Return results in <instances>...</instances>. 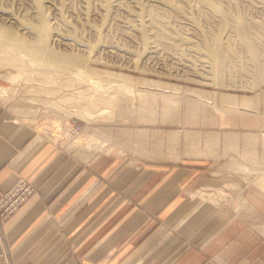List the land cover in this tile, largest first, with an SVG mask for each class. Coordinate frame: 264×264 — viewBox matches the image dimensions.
I'll list each match as a JSON object with an SVG mask.
<instances>
[{
    "label": "crops",
    "instance_id": "1",
    "mask_svg": "<svg viewBox=\"0 0 264 264\" xmlns=\"http://www.w3.org/2000/svg\"><path fill=\"white\" fill-rule=\"evenodd\" d=\"M223 95L227 110L239 108ZM18 96L0 97V194L21 177L35 192L0 221V264H264V127L227 137L249 160L234 163L231 181L208 161L221 155L214 137L200 131L115 133L86 120L82 131L103 129L112 139L107 147L115 143L135 156L98 149L83 158L75 138L48 128L57 111L31 114L28 103L26 112L15 111ZM184 101L189 116L203 114L204 103L205 114L209 109L203 96ZM258 102L243 96L241 110L257 111ZM172 106L161 111L168 123L180 112ZM146 116L156 121L154 112L137 114Z\"/></svg>",
    "mask_w": 264,
    "mask_h": 264
},
{
    "label": "rangeland",
    "instance_id": "2",
    "mask_svg": "<svg viewBox=\"0 0 264 264\" xmlns=\"http://www.w3.org/2000/svg\"><path fill=\"white\" fill-rule=\"evenodd\" d=\"M49 1L60 5L61 8L56 13L52 7H46L45 13L49 15L47 19L50 29L64 33L66 38L60 37L61 39L51 40V37L48 36L43 38V41L38 34L22 29L19 23L0 22V24L6 31H17L24 36L25 40L29 41L26 40L29 44L33 41L32 44L43 41L46 44L49 43L50 48L57 53L78 57L76 64L70 68H62L51 63L49 57L45 55L41 54L42 58L26 53H24L26 62L24 60L21 65L16 62H6L2 58L6 56V53L11 52L2 51L4 46L1 45L0 87L10 89V92L6 93V97H14L17 94H19L18 97H25L22 98L24 100L37 97L45 101L43 104L48 103V99L53 100L55 104L60 105V109L53 107L58 112L54 114V121L58 122L59 119L64 118L63 120L69 119V123L79 122L83 126L88 124L81 114L84 109L78 105L88 101L89 104H94V112H99L102 108L108 109L105 114L99 116L103 119L98 121L101 122L98 125L105 126L115 133H119L124 128L136 130L141 127L173 128L180 133L185 129L200 131L203 135L214 137L215 142L212 145L221 155L220 157H207L210 158L208 161L221 165L224 168L225 176L231 181L234 163H249V160L244 157L246 153L239 151V144L237 145L238 151H235L227 145L228 141L226 140L230 135L236 133L239 135L242 128L264 127V74L258 79L253 77V70L264 67V31H261L264 30V0H215L219 5L221 4L222 10L226 9L224 12L228 11L226 15L231 11L232 16H234L233 14L243 15L240 17L245 24L249 20L247 23L257 32L250 33L246 37H241L234 32L235 29L232 30L235 28L231 25L233 22L229 21L230 19L227 20L231 14L226 16L222 11L221 14L224 13L222 16L220 12L219 14L213 10L212 12L209 7L211 5L208 3H205L204 6V4H199L198 0V2L196 0H181L180 3L178 0H174L177 3L176 6L180 7L178 11L181 10L182 14L178 11L175 12L177 7L170 9L168 6L158 5L161 6L158 8L160 11L162 10L163 16H166L164 18L167 23L162 26L164 29L170 27L172 32L168 31L169 29L166 30L170 34L166 36L167 38L164 37L166 42L164 39L159 40L158 36L156 38L152 21L148 20L149 23L145 21L148 18L147 11L142 12L137 5L132 4L133 2L129 0H124L128 6L127 11L112 6L110 0ZM155 1L138 0L144 5H149V2L155 3ZM209 1L213 2L214 0ZM0 5L8 7L20 15L24 11H28V7L30 8L27 0H0ZM198 5L202 6L203 11ZM163 8L167 11H163ZM133 11L143 13L142 18L135 16ZM187 12L188 15L190 14L189 16L183 14ZM184 15H186L185 18ZM22 16L29 18L27 22L31 21V24L37 21L26 12ZM220 16H226V18L221 20ZM168 18L171 19L167 20ZM2 38L0 36V40ZM245 39L253 41L250 47L256 50L257 57L251 53L252 49L245 46L243 42ZM152 43H155L158 48L155 56L151 58L144 53V50ZM104 44L115 47L110 52L104 48L105 46H102ZM217 47L220 48L217 50L218 54H212ZM198 58L204 59V63L209 66L205 64L202 67ZM216 58L220 60L221 67L219 69L215 68ZM25 65L27 66L25 67ZM17 68L24 71V75L17 81H11L12 79H9L8 76L15 73ZM103 70L126 76L104 74ZM148 82L157 83V85L167 83L180 90L179 93L163 92L160 89H151L154 85ZM35 86H43L47 89ZM187 87L188 89L201 90V96L209 104L206 114L205 103L200 107L203 109V114L193 117L184 113L185 107H187L184 99L189 93L186 90ZM223 94L233 95L239 108L233 111L227 110L220 101ZM80 95L84 97L81 98ZM243 96L259 100L256 106L257 111L241 110ZM18 97H15L13 101L19 100ZM169 101L175 105L171 107L173 108L171 112L180 111L171 123H168L166 119L164 121L161 113V111L164 113L165 106ZM43 108L47 110V114H53L52 110L46 106L41 107L40 110ZM143 111L145 113L154 112L156 121L138 120L136 113ZM251 123L252 125H250ZM54 131L56 130L54 129ZM59 134L69 138L65 132ZM120 137L118 136L119 139H121ZM200 142L205 145L203 138ZM177 147L182 150V145ZM163 148H165L164 145ZM113 151L122 152L121 154L131 157L135 156L131 151L123 152V149L119 147H115ZM240 155L242 159H240ZM235 157H237L236 162ZM242 173L243 178L248 174L247 171H242ZM228 187L229 190L232 189L230 185Z\"/></svg>",
    "mask_w": 264,
    "mask_h": 264
},
{
    "label": "bare ground",
    "instance_id": "3",
    "mask_svg": "<svg viewBox=\"0 0 264 264\" xmlns=\"http://www.w3.org/2000/svg\"><path fill=\"white\" fill-rule=\"evenodd\" d=\"M27 1H28V4L30 5V8L28 7L29 10L27 8H25L28 11H24V13L26 12L27 15H29L30 17L37 19V21L35 23L31 24V21L27 22L29 20V18L27 19V17L25 18V16H22L24 13L23 14L21 13V15H20L18 13L13 12L8 7H3L2 5H0V22L1 23H9V24L19 23V25L22 26V29H26L29 32H32L34 34H38L40 37H42L41 39L43 41H44L43 38H46L48 36L51 37V40L66 38L65 37L66 35L64 33L57 32V31H54V30L50 29V26H49V23H48L49 20L47 19L49 15H47L45 13L46 7H52V9L55 10L56 13L59 12L60 9H61L59 7L60 5H57V4L55 5L53 2H51L49 0H27ZM129 1L133 2L132 4L137 5L139 10H141L142 12L147 11V14H148L147 17L148 18H146L145 21L148 22V23H149L148 20L152 21V23H153L152 27L154 28V33L156 35V38L158 36V39L160 40V39H164V37L170 35L169 32L166 31L170 27L168 29L166 27H165L166 29H164V27H163V26H165L163 24L167 23V22H165L166 18H164L166 16H163L164 14L161 12L162 10L160 11V9L158 7L168 6V7H170V9L173 8V7L176 9L177 3L174 0H156L155 3L149 2L150 3L149 5L141 4V3L138 2V0H129ZM178 1L180 3L181 0H178ZM198 1L201 2V3L199 2V4H201V5L204 4V6H205V3H208V5L210 4L211 6H209V7H211V11L213 10V11L217 12L218 14H219V12L221 14L222 11L224 12L226 10V9L222 10V8L220 6L221 4L219 5V3L216 2L215 0L214 1L212 0L213 2H211L209 0H198ZM198 1L196 0V2H198ZM147 3H148V1H147ZM110 4L112 6L119 7L121 9L126 10V11L128 10V6L124 2V0H113V1L110 0ZM181 4H182V2H181ZM158 5H161V6H158ZM185 5H186V3H185ZM201 5H198V6L201 8L202 7ZM194 6H192V7H194ZM168 7H167V9H169ZM178 8H180V7H177V10H175V12L179 10ZM181 8L183 9V7H181ZM193 9H196V8H193ZM200 10H202V8ZM163 11H165L164 8H163ZM195 11H198V10H195ZM129 12L131 13V11H129ZM134 12L135 11H133V13ZM179 12H181V14H182L181 10L178 11V13ZM227 12H224L225 15H226ZM201 13H200V15H201ZM217 13H216V15H217ZM134 14H135V16H139L138 18H142L141 16H143L142 15L143 13H140V11H136ZM183 14H187L188 15V12L187 13H183ZM223 14H221V15L224 16ZM230 14L226 15V16L230 15L229 18H227V20L230 19L229 21L233 22L234 25L231 24V22H230V24L235 27L232 30L235 29L234 32H236L238 35H240L241 37H246V35H248L250 33H256L257 32V31H254L253 28H251L249 23H247L249 20L246 21V24L243 22V20L241 18L243 15L242 16L240 15L241 16L240 17L237 14L236 15L233 14L234 16H232L231 11H230ZM176 15L178 16V14H176ZM167 16H169V15H167ZM179 16H181V15H179ZM185 16L186 15H184V18H185ZM222 16H220L221 20H222V18L223 19L226 18V16L225 17H222ZM203 18H204V15H203ZM170 19L168 18L167 20H170ZM227 20H225V21H227ZM251 23H254V22H251ZM247 24H249V25H247ZM258 26L259 25H257V27ZM260 28L262 29V27H260ZM168 31H170V29ZM200 31H201V29H200ZM261 31H264V30L262 29ZM0 36L3 37L0 40V46L1 45L4 46V49L1 47L2 51L6 50V51H10L11 52V53H8V54L6 53V56L4 58H2V60L3 61L5 60L6 62H11V63H15L16 62V64L21 65V63H23L24 60L26 59L24 57L25 56L24 53H26L27 55L28 54L35 55L36 57H39L42 54V55H45L46 57H49L51 63H54L57 66H60L62 68H70V67H72V66H74L76 64V61H77V58H78V57H75V56H72V55H69V54H65V53H57V52H55L54 50H52L50 48L51 46L49 45V43L46 44L43 41H41V43H39V41H38V42H36L37 44H32L34 42L33 41L31 44H29L28 43L29 41L26 39L28 41V42H26V40L24 39V36L19 34L17 31H13V30L6 31L2 24H0ZM164 41H165V39H164ZM243 42H244L245 46H247L250 49H252L251 53L253 54V56L257 57L256 50L253 49L252 47H250V45H251V43H253V41L245 39V40H243ZM102 46L103 47L105 46L104 48H106V50L110 51V52L113 51V47H115L114 45H110V44H107V45L104 44ZM157 48L158 47H157V45L155 43L149 44L146 47V49L144 50V53L148 57L152 58L157 53ZM217 50H220V48L219 47L215 48L214 51L212 52V54H218ZM0 60H1V58H0ZM30 60L33 61L32 59H30ZM198 60H199V63H200V65L202 67L205 66L206 63H204L205 62L204 59L198 58ZM25 62H26V60H25ZM26 66L27 65H25V67ZM206 66H209V65L206 64ZM215 66H216L215 67L216 69H219L221 67L219 58L215 59ZM21 67H23V66H21ZM25 69H27V68H25ZM23 72L24 71L20 70V68H17V71L15 73L13 72V74H10L8 76V78L12 79L11 81H17V79H19L20 77H22L24 75ZM103 72H104V74H109V75L115 74V75H118V76H126V75H123L121 73H113V72L107 71V70H103ZM263 74H264V67L257 68L256 70H253V77L255 79H258L261 75L263 76ZM29 75H31V74H29ZM73 82H75V81H73ZM141 83H147V82H141ZM148 83L154 85V87H151V89L152 88L160 89L163 92L169 91V92H177V93H179L178 91L180 90L179 88H177L175 86H169L167 83L166 84L165 83H159V85H157V83L156 84L155 83H150V82H148ZM36 88H44V87L43 86L42 87L37 86ZM148 88H150V87H148ZM189 88H191V87H189ZM44 89H47V88H44ZM186 90L189 92L188 96H198V97L201 96V94H200L201 90H196V89H192V88L188 89V87H187ZM47 91H52V90H47ZM9 92H10V89H8L6 87H2V88L0 87V97H6V93H9ZM180 92H182V91H180ZM100 96H102V95H100ZM79 97L83 98L84 96L80 95ZM223 98H226V99L229 100L230 103H233V104H230V105H232V106L234 105L235 97L233 95L224 94ZM77 100H79V99H77ZM73 101H74V99H73ZM47 102L48 103H46V104H42V103H45V101L41 100V99H38L37 97L27 98V100H24V99L22 100V98H19V100L12 101L11 107L15 111L20 110L21 112H26L27 111V107H25V106H27V103H28L29 106H33V108L31 110H30V107L28 106L29 112L31 114L39 113L40 112V108L43 107V106H49L50 105L49 107L52 109V113H55L57 111L53 107H55L57 109H60V105L59 104H55V102H53V100L48 99ZM93 105L94 104H89L88 101H86L84 104L78 105L79 107H82L84 109L83 112H81V114L89 122L92 121V120L99 121V120L103 119V118H100L99 116H101L102 114H105L107 112V110H108L107 108H102L101 111L98 110L99 112H97V111L94 112L93 111V109H94ZM144 113L145 112L143 111V112H138L137 114L139 115V114H144ZM146 117L148 119H150L151 121H153V119H151L149 116H146ZM63 119L64 118L59 119L58 122H56L57 120H55V122L54 123L52 122L51 125L48 128H50V129L55 128L56 124H59V123L61 124V121ZM67 134L69 135V133H67ZM70 135H71V133H70ZM127 135H128L127 131H124V132L121 133V136H127ZM71 137L75 138L74 141H75V143L77 145L83 146L82 153H81V156L83 158H88L90 153H91V150H93V151H96L98 149L110 150V149H115V147L117 148L115 143H113V147H107L106 143H107L108 140L109 141L112 140L111 136L109 134H107L105 132V130L100 129V128H95V127H90L89 126L88 128L84 129V131L82 133L76 134V135H71ZM66 141H68V140H66ZM211 199H213V198H211Z\"/></svg>",
    "mask_w": 264,
    "mask_h": 264
},
{
    "label": "built area",
    "instance_id": "4",
    "mask_svg": "<svg viewBox=\"0 0 264 264\" xmlns=\"http://www.w3.org/2000/svg\"><path fill=\"white\" fill-rule=\"evenodd\" d=\"M82 126L79 122L69 123L67 120H62L61 124H56L54 129L59 133L65 132L69 133V135L70 133L71 135H76L83 130ZM34 192L35 188L30 181L22 177L17 179L11 187L0 194V221L3 222L9 219Z\"/></svg>",
    "mask_w": 264,
    "mask_h": 264
}]
</instances>
